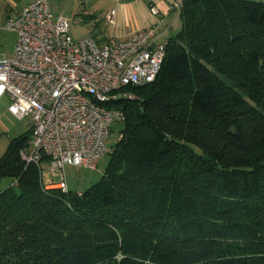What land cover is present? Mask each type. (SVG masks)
<instances>
[{
	"label": "trees",
	"instance_id": "trees-1",
	"mask_svg": "<svg viewBox=\"0 0 264 264\" xmlns=\"http://www.w3.org/2000/svg\"><path fill=\"white\" fill-rule=\"evenodd\" d=\"M154 81L121 91L99 181L0 157V264H264V1L180 0ZM244 96V98H243Z\"/></svg>",
	"mask_w": 264,
	"mask_h": 264
},
{
	"label": "built area",
	"instance_id": "built-area-1",
	"mask_svg": "<svg viewBox=\"0 0 264 264\" xmlns=\"http://www.w3.org/2000/svg\"><path fill=\"white\" fill-rule=\"evenodd\" d=\"M180 7V0L173 3ZM151 13L161 17L156 7ZM112 20V12L106 17ZM5 29L16 33L13 54L0 58V99L6 112L21 120L31 116L28 146L19 151L27 163L47 161L62 177L56 187L67 190L64 167L95 169L107 154L113 122L123 111L111 105L124 87H139L156 78L165 43L156 41V25L129 38L100 44L91 36L73 38L68 20L54 17L49 0H33Z\"/></svg>",
	"mask_w": 264,
	"mask_h": 264
},
{
	"label": "rangeland",
	"instance_id": "rangeland-1",
	"mask_svg": "<svg viewBox=\"0 0 264 264\" xmlns=\"http://www.w3.org/2000/svg\"><path fill=\"white\" fill-rule=\"evenodd\" d=\"M92 0H49V7L54 17L61 16L68 20L70 24V34L74 37L79 36L85 31V13L88 10ZM264 1V0H257ZM85 8H87L85 10ZM5 11L4 5L0 2V58H9L13 54V46L16 39L15 32L5 29ZM134 95L136 94L129 92ZM244 98V96H243ZM9 99L5 95L0 99V157L6 152L9 142L12 138L19 137L28 132L31 125V116L27 115L23 119L18 120L6 113ZM123 127V122H113L111 131L107 139V147L110 149L118 140L120 130ZM107 156L100 159L95 169L75 166L64 167V180L67 189L80 193L93 184L97 183L102 175V172L107 164ZM41 179L44 184L57 183L61 180L60 173L56 170L51 171L47 161L40 163ZM12 183V179L3 178L0 181V190L4 189Z\"/></svg>",
	"mask_w": 264,
	"mask_h": 264
},
{
	"label": "crops",
	"instance_id": "crops-1",
	"mask_svg": "<svg viewBox=\"0 0 264 264\" xmlns=\"http://www.w3.org/2000/svg\"><path fill=\"white\" fill-rule=\"evenodd\" d=\"M31 1L33 0H0L4 5L5 21L14 18ZM174 1L176 0H92L89 11L84 15L85 31L77 37L71 36L80 38L89 35L98 43L106 44L125 40L134 32L156 25V41L165 43L180 29L179 8L173 6ZM151 7L158 9L160 18L151 13ZM111 12L110 21L106 17ZM55 184L52 182L45 185L52 187Z\"/></svg>",
	"mask_w": 264,
	"mask_h": 264
}]
</instances>
